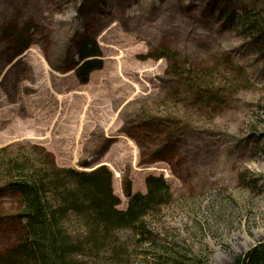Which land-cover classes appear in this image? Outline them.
<instances>
[{"label":"rangeland","instance_id":"374dc122","mask_svg":"<svg viewBox=\"0 0 264 264\" xmlns=\"http://www.w3.org/2000/svg\"><path fill=\"white\" fill-rule=\"evenodd\" d=\"M247 11L264 24V0H0V186L20 159L50 176L52 155L106 166L120 210L150 176L172 190L143 236L97 241L70 214L77 262L234 264L264 243V41ZM86 40L103 67L82 84ZM17 204L0 194V217ZM17 228L0 222V256Z\"/></svg>","mask_w":264,"mask_h":264},{"label":"trees","instance_id":"16d2710c","mask_svg":"<svg viewBox=\"0 0 264 264\" xmlns=\"http://www.w3.org/2000/svg\"><path fill=\"white\" fill-rule=\"evenodd\" d=\"M242 20L247 24L243 23L247 37L264 41V24L256 14L251 17L247 11ZM16 42L18 50L30 47L21 37ZM79 58L82 64L76 76L87 84L91 74L103 67L101 53L96 44L86 40L80 47ZM48 156L50 176L32 172L20 159V164L16 163L8 172V185L0 186V194L7 192L18 201L13 214L0 217V222L18 224L13 244L0 256V264H80L75 257L81 254L82 246L65 229L70 214L82 221L90 237L108 242L112 233L121 230L145 235L147 217L173 198L165 178L150 176L146 179V193L133 194L131 187L125 189L128 204L120 210L122 202L113 192V175L106 166L92 172L59 168L55 158ZM234 264H264V243Z\"/></svg>","mask_w":264,"mask_h":264}]
</instances>
